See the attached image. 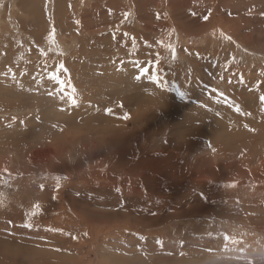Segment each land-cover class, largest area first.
<instances>
[{
	"label": "rangeland",
	"instance_id": "rangeland-1",
	"mask_svg": "<svg viewBox=\"0 0 264 264\" xmlns=\"http://www.w3.org/2000/svg\"><path fill=\"white\" fill-rule=\"evenodd\" d=\"M3 1L0 261L264 263V0Z\"/></svg>",
	"mask_w": 264,
	"mask_h": 264
},
{
	"label": "bare ground",
	"instance_id": "bare-ground-1",
	"mask_svg": "<svg viewBox=\"0 0 264 264\" xmlns=\"http://www.w3.org/2000/svg\"><path fill=\"white\" fill-rule=\"evenodd\" d=\"M134 1H139V0H134ZM6 2H8V0L6 1ZM10 3V2H9ZM155 3V2H154ZM157 3V2H156ZM186 3V2H185ZM3 4H4V1L2 2V3H0V9H2L4 6H3ZM11 4V3H10ZM9 4V5H10ZM11 7H12V5H11ZM14 7V6H13ZM1 11V10H0ZM3 12V11H2ZM33 12V11H32ZM17 25V24H16ZM26 25V24H25ZM34 25V24H33ZM32 28V27H31ZM30 28V29H31ZM35 30V29H34ZM32 31H33V29H32ZM41 31V30H40ZM36 32V31H35ZM262 108V107H261ZM253 112L255 113V114H258L259 115V118H258V123L260 124V122H261V119H260V115H264L263 114V112H261V109L259 110L258 108H256V107H254L253 108ZM263 117V116H262ZM262 127H264V120L262 121V125H261ZM259 130V129H258ZM257 130V131H258ZM262 130V129H261ZM260 130V131H261ZM234 134H235V132L234 131H232ZM231 132V133H232ZM233 135V134H232ZM234 136V135H233ZM253 140L254 141H257V140H259L258 139V137H256V135H254L253 136ZM264 140V139H263ZM251 142L252 141H247L246 143L245 142H241L240 143V149L241 148H243V147H248L250 150L249 151H251ZM261 142V141H260ZM263 143V142H262ZM223 144V143H222ZM237 145V144H236ZM225 146V145H224ZM221 147V146H220ZM221 149V148H220ZM243 150V149H242ZM221 151L223 152V151H226V149L225 150H222L221 149ZM252 151L254 152V149L252 148ZM251 151V152H252ZM215 152H217L218 153V151H214V153ZM231 152V151H230ZM230 152H228V150H227V152H226V154H225V156H227V157H229V158H231V153ZM216 153V154H217ZM219 153H221V152H219ZM235 153H241V151L239 150V149H236L235 150ZM234 153V154H235ZM245 153V152H244ZM251 154V153H250ZM218 155V154H217ZM263 156H264V152H263V154H262ZM128 156V155H127ZM216 156V155H215ZM224 156V157H225ZM236 157H238L239 156V154H236L235 155ZM244 155H242V154H240V157H243ZM218 157H219V155H218ZM217 157V158H218ZM223 157V158H224ZM261 158H262V156H260ZM226 158V157H225ZM206 159V158H205ZM221 159H222V157H221ZM228 159V158H227ZM244 159V158H243ZM129 161H130V158H129ZM264 161V160H263ZM264 163V162H263ZM124 164V163H123ZM133 165H140V164H135V163H132ZM219 164H221V162H220V160H219ZM1 167V166H0ZM6 167V165L3 167V168H5ZM140 167V166H139ZM141 168V167H140ZM145 168V167H144ZM143 168V169H144ZM7 169V168H6ZM5 169V170H6ZM118 169V168H117ZM91 170V169H90ZM133 170H135V169H133ZM2 171V170H1ZM9 172V171H8ZM75 172V171H74ZM64 173V172H63ZM10 174H11V172H10ZM15 175V174H14ZM13 176V175H12ZM25 176V175H24ZM135 176V175H134ZM197 176V175H196ZM204 176V175H203ZM104 177V176H103ZM107 177V176H106ZM205 177V176H204ZM204 177H202V178H204ZM200 178V177H199ZM201 179V178H200ZM199 179V180H200ZM209 179V178H208ZM81 182V181H80ZM22 185V184H21ZM20 185H18V187H19ZM22 187V186H21ZM24 187V186H23ZM20 188V187H19ZM19 188H18V190H19ZM22 190H23V188H22ZM27 190H23V191H21L20 192V194H18V195H16V197L11 201V203H8V204H6L5 205V207L3 208V210H1L0 209V221H3L2 220V218H11V219H18L19 221L18 222H21L22 221V219H24V217H23V215L24 216H26V213H29L32 209L34 210H37V207H36V205H38V207H40L39 205H41V204H43V203H45L46 201H47V199H45V198H41V197H36V198H34V199H31V194L29 193V191L28 192H26ZM18 192V191H17ZM14 193V192H13ZM12 193V194H13ZM33 193V192H32ZM37 195V194H36ZM49 197V196H48ZM47 197V198H48ZM9 199V198H8ZM62 199V198H61ZM64 199V198H63ZM60 200V199H59ZM4 202V201H3ZM4 204V203H3ZM76 204V203H75ZM65 205V204H64ZM67 205V204H66ZM68 206V205H67ZM77 206H78V204H77ZM55 207H57V206H55ZM79 207V206H78ZM53 208V207H52ZM66 208V207H65ZM80 208H81V206H80ZM42 209V208H41ZM47 209V208H46ZM51 209V208H50ZM59 209V208H58ZM62 209V208H61ZM71 209V208H70ZM73 209V208H72ZM84 209V207L82 208V210ZM40 210V209H39ZM63 210V209H62ZM79 210H81V209H79ZM41 211V210H40ZM65 211V210H64ZM67 211V210H66ZM73 211V210H72ZM82 212H80V214H81ZM40 214V213H39ZM75 214V212L72 214V216H75L74 215ZM77 214V213H76ZM79 214V215H80ZM138 214V213H137ZM31 215V214H30ZM82 215V214H81ZM11 216H13V218L11 217ZM28 216V215H27ZM83 216V215H82ZM117 217V216H116ZM120 217V216H119ZM192 217V216H191ZM26 218V217H25ZM39 218V217H38ZM70 218V217H69ZM84 218V217H83ZM85 218H88V217H85ZM186 218V217H185ZM10 219V220H11ZM14 219V220H15ZM21 219V220H20ZM28 219H29V217H28ZM37 219V218H36ZM81 219V218H80ZM120 219V218H119ZM189 219V218H188ZM9 220V221H10ZM33 220V219H32ZM122 220V219H121ZM8 221V219H6V220H4L3 222H5V224L7 223V222H9ZM88 221V220H87ZM109 221V220H108ZM117 222H118V220H116ZM124 221V220H123ZM26 222V221H25ZM25 222H23V225H24V223ZM117 222H115L116 224H117ZM121 222V221H120ZM182 222V221H181ZM9 223H11V222H9ZM8 223V224H9ZM114 223V222H113ZM122 223V222H121ZM184 223H185V221H184ZM187 223V222H186ZM189 223V222H188ZM0 224H2V225H5V224H3V223H0ZM26 224H28V223H26ZM36 224V223H35ZM34 224V225H35ZM108 224V223H107ZM106 224V225H107ZM109 224H111V223H109ZM122 224H124V222L122 223ZM22 225V226H23ZM83 225H84V223H83ZM113 225V224H112ZM118 225V224H117ZM14 226V225H13ZM12 226V227H13ZM1 227V226H0ZM3 227H5V226H2L1 228H0V232H1V230H3ZM10 228V227H9ZM16 228V227H15ZM36 228V227H35ZM34 228V229H35ZM7 229L8 228H6V230L5 231H7ZM31 229H32V227H31ZM86 229V228H85ZM121 229H118V231H120ZM127 230V229H126ZM17 231V230H16ZM15 231V232H16ZM26 231V230H25ZM133 231V230H132ZM24 232V231H23ZM45 232H47V231H45ZM11 233H13V232H11ZM44 233V232H43ZM48 233H49V231H48ZM109 233H110V231H109ZM22 234V233H21ZM21 234H19V235H21ZM25 234V233H24ZM112 234V233H111ZM257 234H259V233H257ZM15 235V234H14ZM28 235V234H27ZM108 235L109 234H107V237H108ZM0 236H3L2 234H0ZM5 236V235H4ZM3 236V237H4ZM109 236H112V235H109ZM16 237H17V234H16ZM28 237H29V235H28ZM11 237H7V235H6V237H5V239L6 240H8V241H11V239H10ZM73 238V237H72ZM74 238H75V236H74ZM1 239V238H0ZM4 239V238H3ZM56 238H54V240H55ZM59 239V238H58ZM61 239V238H60ZM109 239V238H108ZM14 240V239H13ZM18 240V239H17ZM57 240V239H56ZM62 240V239H61ZM68 240V239H67ZM69 240H70V242L69 243H71V238H69ZM104 240H105V238H104ZM50 241H51V239H50ZM49 241V242H50ZM16 242H18V241H16ZM56 244L58 243V241H54ZM65 242V240L63 241V245L65 244L64 243ZM74 242V241H73ZM76 242V241H75ZM96 242V241H95ZM19 243H20V241H19ZM62 244V243H61ZM92 244H94V243H92ZM49 245H51V246H54L53 244H49ZM74 245V244H73ZM73 245H72V247H73ZM48 246V245H47ZM68 246H69V244H68ZM76 246V245H75ZM89 246H93V245H90L89 244ZM50 247V246H49ZM47 249V248H46ZM49 249V248H48ZM92 249V248H91ZM72 250V249H71ZM70 249H69V251H71ZM68 251V252H69ZM46 252H47V250H46ZM45 252V253H46ZM51 252V251H50ZM49 252V253H50ZM81 252H86V251H81ZM35 253V252H34ZM39 253V252H38ZM69 253H71V252H69ZM79 253V252H78ZM78 253H76V254H78ZM95 253V252H94ZM37 254V253H36ZM84 254V253H83ZM87 254V253H86ZM90 255V254H89ZM33 256V255H32ZM46 256V255H45ZM65 256H67V255H65ZM69 256V255H68ZM67 256V258H69V257H71V259L73 258L72 256H69L68 257ZM81 256V255H80ZM84 256H86L85 254H84ZM88 256V255H87ZM86 256V257H87ZM75 257V256H74ZM86 257H84V258H86ZM229 257V256H228ZM25 258H27V257H25ZM37 258V257H36ZM47 258V257H46ZM58 259H56L55 261H53L54 263H58V262H61V264L63 263V264H68V261L67 260H65V258H64V256H62V255H60V256H58L57 257ZM76 258H78V257H76ZM75 258V259H76ZM93 258V257H92ZM162 258V257H161ZM29 259V258H28ZM42 259H43V257H42ZM74 259V260H75ZM86 259H88V258H86ZM90 259V258H89ZM252 260L254 259V260H258L257 258H251ZM25 260V259H24ZM24 260H22L23 261V263H24ZM161 260V259H160ZM159 260V261H160ZM2 261V260H1ZM0 261V263H2ZM10 260L8 259V260H5V262H4V264H10V263H8ZM13 261V260H12ZM11 261V262H12ZM19 261V260H18ZM34 261H36V260H34ZM42 261H44V260H42ZM72 261V260H71ZM76 261V260H75ZM87 261V260H86ZM94 261H95V259H94ZM259 261V260H258ZM15 263H13V264H20V263H16V261H14ZM28 262V261H27ZM39 262V261H38ZM32 264H33V262H31ZM35 264L37 263V261L36 262H34ZM51 263V262H50ZM53 263V264H54ZM76 263H78V262H76ZM3 264V263H2ZM29 264V263H28ZM38 264V263H37ZM69 264H72V263H69ZM87 264V263H86ZM89 264V263H88ZM93 264V263H92ZM100 264H102V263H100ZM256 264H264L263 262H258V263H256Z\"/></svg>",
	"mask_w": 264,
	"mask_h": 264
},
{
	"label": "snow or ice",
	"instance_id": "snow-or-ice-1",
	"mask_svg": "<svg viewBox=\"0 0 264 264\" xmlns=\"http://www.w3.org/2000/svg\"><path fill=\"white\" fill-rule=\"evenodd\" d=\"M51 39L53 40V42H55V33H54V30H53V32L51 34ZM170 50L172 51L173 58H175V50L174 49H170ZM59 69H60V71H66V69L63 66V64L59 65ZM148 73H149V68L148 67H140L139 68V75L136 76V79L139 80L143 76L147 75ZM49 79L55 81L56 84H58V85H64L65 84V82L60 79V75H59L58 72L51 73L49 75ZM152 79H153V82L155 83L156 82V78L153 77ZM67 86L70 87L71 85L69 84ZM72 92L75 93V89L74 88H72ZM71 99H72V103L75 104L76 101H75L74 95L71 97ZM261 101L264 102V97H261ZM106 111L110 113L111 112V109H107ZM237 111H239V109H237ZM123 118L124 119H127L128 117H127V115H125ZM36 207H38V205H36ZM26 227H31V225H26ZM157 242L158 243H162L160 241H157ZM229 242H230L229 240H226L225 241V244L227 245V243H229Z\"/></svg>",
	"mask_w": 264,
	"mask_h": 264
}]
</instances>
